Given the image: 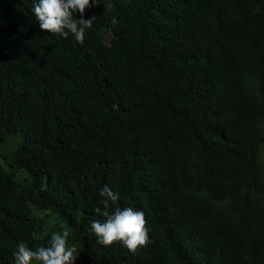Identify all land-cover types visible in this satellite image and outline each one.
I'll list each match as a JSON object with an SVG mask.
<instances>
[{
	"label": "trees",
	"instance_id": "obj_1",
	"mask_svg": "<svg viewBox=\"0 0 264 264\" xmlns=\"http://www.w3.org/2000/svg\"><path fill=\"white\" fill-rule=\"evenodd\" d=\"M31 3L0 0V264L44 230L75 264H264V0H101L83 45ZM104 184L135 252L87 230Z\"/></svg>",
	"mask_w": 264,
	"mask_h": 264
},
{
	"label": "clouds",
	"instance_id": "obj_2",
	"mask_svg": "<svg viewBox=\"0 0 264 264\" xmlns=\"http://www.w3.org/2000/svg\"><path fill=\"white\" fill-rule=\"evenodd\" d=\"M99 4L101 0H32L30 11L40 30L65 39L71 35L77 44L83 45L85 33L95 21V15L85 18V10ZM112 23H117L115 17ZM99 196L103 211H97L102 219L90 220L87 229L95 235L98 244L111 246L113 242H119L122 247L135 252L139 246L148 243L149 229L142 209L126 206L109 211V202H117L120 195L108 184L99 189ZM68 238L67 230L44 231L38 237L45 241L43 244L29 247L25 241H18L12 250L14 264H31L33 261L38 264H75L79 252L69 244Z\"/></svg>",
	"mask_w": 264,
	"mask_h": 264
},
{
	"label": "bare ground",
	"instance_id": "obj_3",
	"mask_svg": "<svg viewBox=\"0 0 264 264\" xmlns=\"http://www.w3.org/2000/svg\"><path fill=\"white\" fill-rule=\"evenodd\" d=\"M19 32V31H18ZM14 34V33H13ZM20 34V33H19ZM21 69V68H20ZM11 77V76H10ZM34 95V94H33ZM10 97V96H9ZM17 101V100H16ZM31 106V105H30ZM32 106H34V105H32ZM31 110V109H30ZM36 110V109H35ZM39 110V109H38ZM39 116H40V114H39ZM26 121V120H25ZM29 123V122H28ZM58 129V128H57ZM33 130V129H32ZM30 133V132H29ZM66 133V132H65ZM75 134V133H74ZM4 139V138H3ZM78 139V138H77ZM84 139V138H83ZM143 140V139H142ZM25 141H27V140H25ZM69 142V141H68ZM86 142V141H85ZM22 143V142H21ZM81 144V143H80ZM142 144V143H141ZM21 146V145H20ZM142 147H143V145H142ZM75 148V147H74ZM84 149V148H83ZM76 150H78V149H76ZM17 151V150H16ZM79 151V150H78ZM72 152V151H71ZM23 154V153H22ZM51 154H53V153H51ZM84 154H85V152H84ZM74 155V154H73ZM37 156V155H36ZM69 156V155H68ZM88 156V155H87ZM89 157V156H88ZM23 158V157H22ZM24 159V158H23ZM39 159V158H38ZM41 159V158H40ZM48 160V159H47ZM78 160V159H77ZM29 161V160H28ZM53 161V160H52ZM55 161V160H54ZM50 162V161H49ZM26 163V162H25ZM61 163H63V162H61ZM58 164V163H57ZM66 165V164H65ZM65 165H63V166H65ZM67 165H68V162H67ZM13 166V165H12ZM24 166V165H23ZM37 166V165H36ZM50 167V166H49ZM89 167V166H88ZM40 168V167H39ZM63 168V167H62ZM48 169V168H47ZM1 170V169H0ZM70 170V169H69ZM77 170V169H76ZM87 171V170H86ZM51 172V171H50ZM57 172V171H56ZM36 173V172H35ZM58 173V172H57ZM88 173V172H87ZM50 175V174H49ZM52 175V174H51ZM59 175V174H58ZM64 175V174H63ZM71 175V174H70ZM51 177V176H50ZM5 177H3V179H4ZM43 178V177H42ZM61 178V177H60ZM64 178V177H63ZM35 179H37V178H35ZM52 180V179H51ZM70 180V179H69ZM45 181V180H44ZM50 182H53V181H50ZM50 182H48V183H50ZM44 183V182H43ZM61 183V182H60ZM40 184V183H39ZM53 184V183H52ZM64 184H66L65 182H64ZM3 186V185H2ZM38 186V185H37ZM43 186V185H42ZM8 187V186H7ZM15 188V187H14ZM4 189V188H3ZM11 189V188H10ZM56 189V188H55ZM51 190V189H50ZM52 191V190H51ZM4 192V191H3ZM17 192V191H16ZM14 193V192H13ZM10 195V194H9ZM26 195V194H25ZM35 195V194H34ZM34 195H32V196H34ZM44 196V195H43ZM65 196V195H64ZM54 197V196H53ZM3 198V197H2ZM10 198V197H9ZM21 198H23V197H21ZM31 198V197H30ZM23 199H25V198H23ZM19 200V199H18ZM12 201V200H11ZM15 201V200H14ZM13 202V201H12ZM33 202H34V200H33ZM58 202V201H57ZM35 203V202H34ZM14 204V203H13ZM38 204V203H37ZM41 205V204H40ZM66 205V204H65ZM73 205V204H72ZM111 205V204H110ZM16 206V205H15ZM28 206V205H27ZM26 206V207H27ZM51 206V205H50ZM10 207V206H9ZM116 207V206H115ZM35 208V207H34ZM15 210V209H14ZM28 210V209H27ZM43 210V209H42ZM10 211H11V209H10ZM18 212V211H17ZM1 213V212H0ZM20 213H22V212H20ZM30 213V212H29ZM2 214V213H1ZM5 214V213H4ZM12 214V213H11ZM18 215V214H17ZM27 215V214H26ZM15 216V215H14ZM7 217V216H6ZM19 217V216H18ZM31 217V216H30ZM1 218V217H0ZM8 219V218H7ZM6 219V220H7ZM56 219V218H55ZM15 221V220H14ZM19 221V220H18ZM24 221H26V220H24ZM58 221V220H57ZM2 222V221H1ZM4 223V222H3ZM13 223V222H12ZM19 224V223H18ZM24 224V223H23ZM3 225V224H2ZM15 225V224H14ZM35 225V224H34ZM16 226V225H15ZM7 227V226H6ZM19 227V226H18ZM24 227V226H23ZM4 228V227H3ZM13 228V227H12ZM61 229V228H60ZM18 230V229H17ZM35 231V230H34ZM45 231V230H44ZM2 232V231H1ZM22 233V232H21ZM35 233V232H34ZM5 234H6V232H5ZM42 234V233H41ZM4 235V234H3ZM2 236V235H1ZM22 236H23V234H22ZM36 236V235H35ZM28 237V236H27ZM14 238V237H13ZM24 239V238H23ZM3 241V240H2ZM21 241H22V239H21ZM13 243V242H12ZM15 245V244H14ZM13 245V246H14ZM169 247V246H168ZM9 249H10V247H8ZM145 248V247H144ZM169 251H170V249H169ZM99 254V253H98ZM175 262V261H174ZM182 263V262H181ZM154 264V263H153Z\"/></svg>",
	"mask_w": 264,
	"mask_h": 264
}]
</instances>
